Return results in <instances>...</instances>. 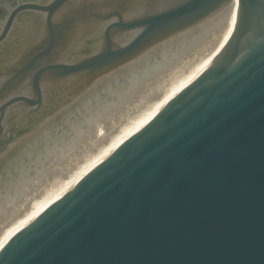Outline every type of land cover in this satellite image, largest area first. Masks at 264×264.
I'll return each instance as SVG.
<instances>
[{
  "label": "water",
  "instance_id": "95a60500",
  "mask_svg": "<svg viewBox=\"0 0 264 264\" xmlns=\"http://www.w3.org/2000/svg\"><path fill=\"white\" fill-rule=\"evenodd\" d=\"M161 5L142 17L128 0H53L39 10L64 24L23 48L5 83L0 67V144L14 150L0 164L1 245L236 22L211 66L18 232L0 264H264V0ZM25 85L32 94L15 93Z\"/></svg>",
  "mask_w": 264,
  "mask_h": 264
},
{
  "label": "flooded vegetation",
  "instance_id": "af4514ba",
  "mask_svg": "<svg viewBox=\"0 0 264 264\" xmlns=\"http://www.w3.org/2000/svg\"><path fill=\"white\" fill-rule=\"evenodd\" d=\"M53 0H0V38L6 31L7 27L10 26V32L8 37L3 41L0 46H6L8 52L0 56V67H8L9 70L4 73V83L8 79L10 73H13V69H17L22 62V54L24 51L29 52V48L38 44L39 39L48 40L49 25H62L66 20V15L60 16L59 20L54 18L49 21V14L41 8H48L49 4ZM162 0H128V8L132 12H139L142 17L160 10L162 8ZM138 13L127 16L129 20L138 18ZM90 28L96 29L101 26L94 22L88 24ZM101 28V27H100ZM39 32L41 33L38 38ZM124 42V41H122ZM27 47L24 51L23 48ZM35 56L39 52L34 51ZM32 55V54H31ZM27 56L26 59L30 58ZM67 92L71 90V87L63 86ZM44 89V86L42 87ZM15 93L20 95L32 94L31 87L25 85L23 90L21 86L15 88ZM65 103L62 105L50 106L49 108L64 110ZM12 144L4 142L0 144V164L4 163L9 153H13L14 150L10 148ZM13 146V145H12ZM3 157V158H2Z\"/></svg>",
  "mask_w": 264,
  "mask_h": 264
},
{
  "label": "bare ground",
  "instance_id": "6f19581e",
  "mask_svg": "<svg viewBox=\"0 0 264 264\" xmlns=\"http://www.w3.org/2000/svg\"><path fill=\"white\" fill-rule=\"evenodd\" d=\"M236 22L229 32L228 36L224 40L222 46L216 55L208 61L205 65H203L200 69H198L195 73H193L187 80H185L179 87H177L172 93H170L164 100H162L157 106H155L150 112H148L143 118H141L137 123H135L130 129H128L121 137H119L112 145H110L105 150L98 153L91 160L87 162V164L81 169V171L64 187L62 188L56 195L50 198L47 202H45L36 212H34L24 223H22L1 245L0 251L4 248V246L23 228H25L30 222H32L37 216L47 210L52 204H54L61 196H63L73 185H75L83 175L91 168V166L97 161H104L108 156H110L121 144H123L126 140L134 136L137 132H139L143 127H145L165 106L166 104L172 100L175 96H177L184 88L190 85L194 80H196L209 66H211L213 60L219 54V52L224 48L227 42L230 40Z\"/></svg>",
  "mask_w": 264,
  "mask_h": 264
}]
</instances>
